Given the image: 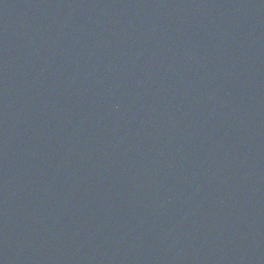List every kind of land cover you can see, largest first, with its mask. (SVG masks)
I'll return each instance as SVG.
<instances>
[{
    "label": "water",
    "instance_id": "water-1",
    "mask_svg": "<svg viewBox=\"0 0 264 264\" xmlns=\"http://www.w3.org/2000/svg\"><path fill=\"white\" fill-rule=\"evenodd\" d=\"M0 264H264V0H0Z\"/></svg>",
    "mask_w": 264,
    "mask_h": 264
}]
</instances>
